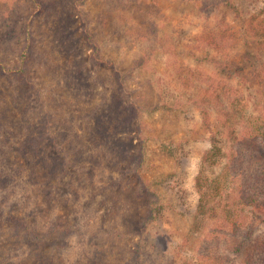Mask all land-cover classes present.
Returning <instances> with one entry per match:
<instances>
[{
	"label": "rangeland",
	"instance_id": "1",
	"mask_svg": "<svg viewBox=\"0 0 264 264\" xmlns=\"http://www.w3.org/2000/svg\"><path fill=\"white\" fill-rule=\"evenodd\" d=\"M53 1L0 0V264H202L204 238L241 263L224 165L238 147L243 175L264 169V42L248 29L264 0ZM224 17L242 34L228 60L203 38ZM203 172L226 190L201 213Z\"/></svg>",
	"mask_w": 264,
	"mask_h": 264
},
{
	"label": "trees",
	"instance_id": "2",
	"mask_svg": "<svg viewBox=\"0 0 264 264\" xmlns=\"http://www.w3.org/2000/svg\"><path fill=\"white\" fill-rule=\"evenodd\" d=\"M34 1L38 5L37 10L44 9V11L53 9V7L59 3L53 0ZM231 2L232 0H225L226 4H230ZM248 29H250V35L261 38L264 42V15L255 22L251 20L249 22ZM245 35H248V33H245ZM66 36L68 37L66 44L71 46L70 48L73 49L77 41L76 37L72 34H67ZM241 36L242 34L238 30L234 29V27L230 25L224 17L218 20L213 29L209 28L205 31L203 34V38H205L204 47L219 53L220 59L228 60L231 51L237 48ZM26 48H29V44H27ZM20 57L23 58V64L19 65L17 68L10 69L11 72L18 71L17 73H22L24 71L26 67L25 64L27 63V52L22 50L20 52ZM221 62L222 60L220 62L218 61V64ZM221 65H227L230 72L232 71L229 63L223 62ZM255 76L264 80V57L261 59V62L255 66ZM133 112L134 111L131 110L129 114L130 117L134 114ZM249 137L253 136H250L249 134L243 138ZM222 152L224 153V151H221L220 147L215 144L212 148H209L205 152L203 160H206V164L209 165L213 162V160H216L217 155H220ZM227 152V163L224 165V172L229 174L232 178V183H235V194L232 191V201L223 206L225 220L224 225L228 228V231L231 232L232 236L241 234L244 235V239H247V237L248 239L250 238V241L248 242L249 249L243 257L241 263L238 264H264V231L257 232V234L251 231V228L254 226L256 228L257 224L264 226V169L260 168L259 172H254V175L251 177L244 174V177L243 173L246 169L242 165L243 156H240L238 147L235 149L230 148ZM203 173H201L196 180V185L199 191V211L201 213L206 212L211 203L219 196L222 198V194L226 190L222 185V181H220L218 177L211 178L208 177L205 172ZM226 174H222L221 176H223L224 181L227 182V178H224ZM247 208L251 209L252 212H255L258 215V219H255V222H257L256 224H254L253 219L246 221L244 209L246 210ZM213 228L214 226L209 229L208 235L212 233L211 230ZM215 228L216 230L218 229V227ZM210 245L209 240L204 238L202 250L199 249L198 252V261H201L202 264H234L232 262L219 261L218 256H212V253L209 252ZM239 245L245 246V244H242V241ZM240 251L241 249L239 247L235 250L237 254H239L238 252ZM136 259L138 260V256Z\"/></svg>",
	"mask_w": 264,
	"mask_h": 264
}]
</instances>
